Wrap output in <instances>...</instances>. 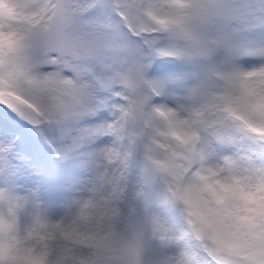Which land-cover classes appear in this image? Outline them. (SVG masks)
Segmentation results:
<instances>
[{
  "label": "snow or ice",
  "instance_id": "6c2138e0",
  "mask_svg": "<svg viewBox=\"0 0 264 264\" xmlns=\"http://www.w3.org/2000/svg\"><path fill=\"white\" fill-rule=\"evenodd\" d=\"M0 264H264V0H0Z\"/></svg>",
  "mask_w": 264,
  "mask_h": 264
}]
</instances>
